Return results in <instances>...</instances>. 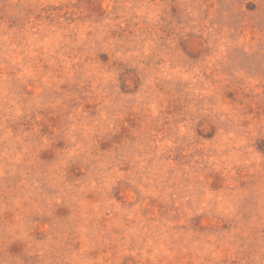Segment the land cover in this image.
Listing matches in <instances>:
<instances>
[{
    "label": "rangeland",
    "instance_id": "rangeland-1",
    "mask_svg": "<svg viewBox=\"0 0 264 264\" xmlns=\"http://www.w3.org/2000/svg\"><path fill=\"white\" fill-rule=\"evenodd\" d=\"M0 264H264V0H0Z\"/></svg>",
    "mask_w": 264,
    "mask_h": 264
}]
</instances>
